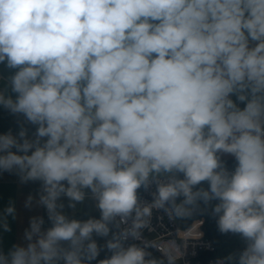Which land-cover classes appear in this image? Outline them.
I'll use <instances>...</instances> for the list:
<instances>
[{"label":"clouds","instance_id":"clouds-1","mask_svg":"<svg viewBox=\"0 0 264 264\" xmlns=\"http://www.w3.org/2000/svg\"><path fill=\"white\" fill-rule=\"evenodd\" d=\"M0 65V174L51 225L0 264H174L125 246L154 208L210 210L242 241L216 264H264V0H0ZM89 194L100 218L70 219Z\"/></svg>","mask_w":264,"mask_h":264},{"label":"crops","instance_id":"crops-1","mask_svg":"<svg viewBox=\"0 0 264 264\" xmlns=\"http://www.w3.org/2000/svg\"><path fill=\"white\" fill-rule=\"evenodd\" d=\"M0 74L7 76L10 75L11 72L3 65H0ZM2 83L3 81H0V84ZM0 90H2V88H0ZM4 112L7 111L0 107V114ZM15 121L16 117L13 116V122L15 123ZM37 189L38 184L31 182L21 184L19 178L15 175H10L8 173L0 174V225L6 221L11 229L9 232H4L2 227H0V248H2L5 253L13 244L23 241L24 232L29 227V220L31 217L37 215L45 217L46 212L43 207L33 206L31 209L25 207V201L30 194L38 199ZM63 203L65 204L63 211L70 219L86 221L89 218H100V212L95 207V202L90 198V194L83 203H77L74 209L67 206L69 203L67 198H64ZM10 205L14 206L15 211L12 215L6 216L5 209ZM44 227L48 228L46 225H44ZM110 238L111 236L108 237V239ZM97 240L100 245L106 242L105 239L97 238ZM110 255L111 253L106 250L101 251L97 259L102 260Z\"/></svg>","mask_w":264,"mask_h":264},{"label":"built area","instance_id":"built-area-1","mask_svg":"<svg viewBox=\"0 0 264 264\" xmlns=\"http://www.w3.org/2000/svg\"><path fill=\"white\" fill-rule=\"evenodd\" d=\"M151 191H155L153 187ZM145 201L150 202L152 196L149 192L141 191ZM149 219V226L142 230L140 240L129 239L125 246L136 244L143 247L150 245L146 250L151 256L145 259H165L162 253H169L173 257L174 264H216L214 256L217 249L211 240L206 239L199 227V234L196 238H182L183 222L180 217L170 216L160 209H152ZM165 264L167 260L165 259Z\"/></svg>","mask_w":264,"mask_h":264},{"label":"trees","instance_id":"trees-1","mask_svg":"<svg viewBox=\"0 0 264 264\" xmlns=\"http://www.w3.org/2000/svg\"><path fill=\"white\" fill-rule=\"evenodd\" d=\"M16 130V124L13 122V116L8 112L0 114V134L8 131L9 129ZM229 164L231 161L229 160ZM183 225L187 227H192L194 224L200 226V231L202 235L211 240L216 249L217 253L214 256L215 261L217 262L220 259H224L229 255H233L238 252L242 247V241L238 235L221 234L218 231L217 224L215 219L211 216L210 210L204 212H196L191 217L181 218ZM45 225L50 227V223L47 221V216L45 214Z\"/></svg>","mask_w":264,"mask_h":264},{"label":"rangeland","instance_id":"rangeland-1","mask_svg":"<svg viewBox=\"0 0 264 264\" xmlns=\"http://www.w3.org/2000/svg\"><path fill=\"white\" fill-rule=\"evenodd\" d=\"M199 234V227L193 225L192 227H187L183 225L182 238H196Z\"/></svg>","mask_w":264,"mask_h":264}]
</instances>
